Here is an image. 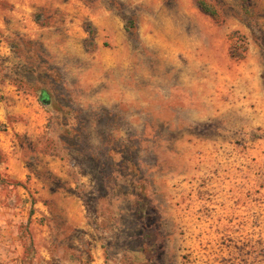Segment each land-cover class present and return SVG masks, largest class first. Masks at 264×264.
<instances>
[{"label": "rangeland", "instance_id": "374dc122", "mask_svg": "<svg viewBox=\"0 0 264 264\" xmlns=\"http://www.w3.org/2000/svg\"><path fill=\"white\" fill-rule=\"evenodd\" d=\"M246 63L264 0H0V264H264Z\"/></svg>", "mask_w": 264, "mask_h": 264}, {"label": "crops", "instance_id": "0c3cea01", "mask_svg": "<svg viewBox=\"0 0 264 264\" xmlns=\"http://www.w3.org/2000/svg\"><path fill=\"white\" fill-rule=\"evenodd\" d=\"M250 65L252 64H243L239 68V75H237L240 93L238 103L239 108L243 110L239 112L246 119L252 118V121L255 122L254 127L246 129V131L250 134L258 132L262 134L264 133V88L257 70L249 68ZM260 128H262V132L259 131ZM251 144L255 147L264 146V138L263 140L258 139ZM260 153L259 151L254 152L255 155H259Z\"/></svg>", "mask_w": 264, "mask_h": 264}, {"label": "trees", "instance_id": "16d2710c", "mask_svg": "<svg viewBox=\"0 0 264 264\" xmlns=\"http://www.w3.org/2000/svg\"><path fill=\"white\" fill-rule=\"evenodd\" d=\"M248 1H249V0H243V3H244L245 5H247ZM199 6H200L201 10H202L204 13H206V14H208V15H210V16H213V17H217V16H218L217 11H216L214 8L210 7L207 3L203 2V1H200V2H199ZM133 26H134V22H131V23H130V27H128V30H129L130 32H131V30H133V28H134ZM41 102H42L44 105L49 104V96H47V95L45 94V95L43 96ZM2 160H3V157H2V155H1V153H0V164H1V161H2Z\"/></svg>", "mask_w": 264, "mask_h": 264}]
</instances>
